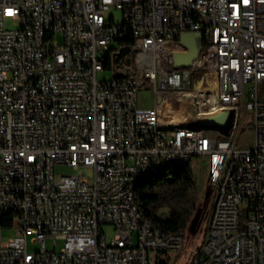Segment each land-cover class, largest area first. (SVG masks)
Returning a JSON list of instances; mask_svg holds the SVG:
<instances>
[{"label": "built area", "instance_id": "1", "mask_svg": "<svg viewBox=\"0 0 264 264\" xmlns=\"http://www.w3.org/2000/svg\"><path fill=\"white\" fill-rule=\"evenodd\" d=\"M185 33L201 36L199 54L175 69L174 55L190 53ZM146 86L187 88L197 113L232 111V129L161 125L137 102ZM175 103L160 107L184 123L192 108ZM248 121L252 151L235 141ZM174 160L205 162L215 197L192 264H264V0H0V264L180 253L188 231L148 227L129 199L132 180ZM5 230L15 233L7 244Z\"/></svg>", "mask_w": 264, "mask_h": 264}, {"label": "trees", "instance_id": "2", "mask_svg": "<svg viewBox=\"0 0 264 264\" xmlns=\"http://www.w3.org/2000/svg\"><path fill=\"white\" fill-rule=\"evenodd\" d=\"M135 195L144 219L154 228L174 234L188 231L201 206L197 180L193 170L186 165L163 169L140 179ZM201 215L204 218L206 210ZM9 226L10 219L4 223V227Z\"/></svg>", "mask_w": 264, "mask_h": 264}, {"label": "rangeland", "instance_id": "3", "mask_svg": "<svg viewBox=\"0 0 264 264\" xmlns=\"http://www.w3.org/2000/svg\"><path fill=\"white\" fill-rule=\"evenodd\" d=\"M116 20H119L121 17L120 12H114ZM5 26L7 28H14L15 25L6 22ZM113 77L112 72H103L99 74L100 80H110ZM195 77V75L193 76ZM152 89L149 86H146L144 89H141L137 96V102L140 108L143 109H152L154 107ZM182 102H186V98L181 99ZM186 110H183L184 112ZM189 118V113L184 114V120L186 121ZM181 120V119H179ZM176 120V122H179ZM236 144L237 147L241 150L252 151L255 146V135L254 130L249 124V121L246 122V128L244 131L240 132L236 136ZM191 167L193 170V174L197 180L200 197H201V206L205 199V194L208 186V167L205 162H200L195 160L191 163ZM215 203V197H211L206 208V216L202 222L201 231L192 238H189L187 244L185 245L184 249L180 253H150V264H156L159 262H167L168 264H192L193 257L199 255L202 251L204 246L207 243V232L211 218V212L213 210V206ZM203 215H201L202 217ZM166 217V215H163ZM202 219V218H201ZM105 236L107 237L108 241H111L115 236V231L112 226H104L103 228ZM15 233L13 230H5L3 232V244H7L11 239H13ZM47 246L49 249H52V241L47 242ZM63 247L62 242H58V251ZM41 250L40 245H32L31 241L29 240L28 251L30 253H36Z\"/></svg>", "mask_w": 264, "mask_h": 264}, {"label": "bare ground", "instance_id": "4", "mask_svg": "<svg viewBox=\"0 0 264 264\" xmlns=\"http://www.w3.org/2000/svg\"><path fill=\"white\" fill-rule=\"evenodd\" d=\"M204 80H206V86H213V80H216V72L204 73ZM152 93H153L152 95H153L154 107L152 109H147L148 114L157 117L158 123L161 125L177 126V132L180 133L190 132L191 127L187 123V120L186 121L184 120V123H181V121H179L174 124L171 121L172 120L171 111H168L166 107H160V104H166L167 100H171V98H174V99H179V103H175V112H179L183 110L190 111L191 108H195L196 98L189 95L188 89L181 86H161L160 89H158L157 91H152ZM182 98H186L187 101L182 102L181 101ZM192 162L193 161L190 160H174L173 162H166L163 163L162 166L153 167V169H148L145 172H142L141 175H139L134 180H132L131 188H129V199H131L132 202L135 203L136 213L139 214L140 217H143L139 211L136 195H135V188L140 179L150 176L156 172H159L167 168H175L186 165L187 167H190L192 169L191 167ZM144 222H146L148 227L154 228L151 225V223H149L145 219ZM161 234L174 235V233L164 232L162 230H161Z\"/></svg>", "mask_w": 264, "mask_h": 264}, {"label": "water", "instance_id": "5", "mask_svg": "<svg viewBox=\"0 0 264 264\" xmlns=\"http://www.w3.org/2000/svg\"><path fill=\"white\" fill-rule=\"evenodd\" d=\"M199 34L185 33L180 36V40L190 47L188 55H174V67L180 69L189 67L199 54ZM234 114L230 110L218 111L213 114H199L192 108L187 123L193 131H215L227 136L232 129ZM211 190L207 186L204 202L202 207L197 211L195 217L190 223L188 233L190 237H195L200 231L204 218L201 219V213L206 210L210 200Z\"/></svg>", "mask_w": 264, "mask_h": 264}, {"label": "crops", "instance_id": "6", "mask_svg": "<svg viewBox=\"0 0 264 264\" xmlns=\"http://www.w3.org/2000/svg\"><path fill=\"white\" fill-rule=\"evenodd\" d=\"M179 112H182V111H179ZM176 120H179V119L172 118L171 121L175 124L176 123ZM179 121H181V120H179Z\"/></svg>", "mask_w": 264, "mask_h": 264}, {"label": "snow or ice", "instance_id": "7", "mask_svg": "<svg viewBox=\"0 0 264 264\" xmlns=\"http://www.w3.org/2000/svg\"><path fill=\"white\" fill-rule=\"evenodd\" d=\"M9 14L11 15L12 13H11V12H9Z\"/></svg>", "mask_w": 264, "mask_h": 264}]
</instances>
